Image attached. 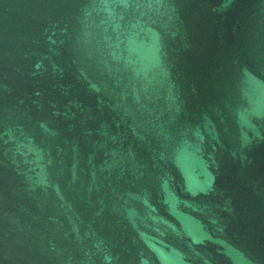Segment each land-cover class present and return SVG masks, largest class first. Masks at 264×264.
<instances>
[{"label":"water","instance_id":"water-1","mask_svg":"<svg viewBox=\"0 0 264 264\" xmlns=\"http://www.w3.org/2000/svg\"><path fill=\"white\" fill-rule=\"evenodd\" d=\"M0 264H264V0H0Z\"/></svg>","mask_w":264,"mask_h":264}]
</instances>
